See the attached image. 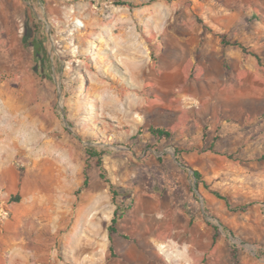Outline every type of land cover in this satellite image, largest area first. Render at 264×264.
Listing matches in <instances>:
<instances>
[{"label": "rangeland", "instance_id": "1", "mask_svg": "<svg viewBox=\"0 0 264 264\" xmlns=\"http://www.w3.org/2000/svg\"><path fill=\"white\" fill-rule=\"evenodd\" d=\"M215 46L264 77V0H0V238L31 264H264L262 125L184 134L174 107Z\"/></svg>", "mask_w": 264, "mask_h": 264}, {"label": "crops", "instance_id": "2", "mask_svg": "<svg viewBox=\"0 0 264 264\" xmlns=\"http://www.w3.org/2000/svg\"><path fill=\"white\" fill-rule=\"evenodd\" d=\"M213 49V62L205 55L199 69H196L197 80L192 81L189 88H180L174 92L181 91L184 103H187L184 107L180 106L175 96V104L178 107H174L180 112L187 113L190 117L183 122L180 131L187 134V131L205 129L212 135L218 133L231 135L238 129H242L245 124L249 126V129H255L256 125L261 124L263 135L264 77L255 70L254 66H239L236 75H233L230 70L231 74L225 73V76H222V66L216 62L220 50L218 46ZM193 69L194 65L191 66L190 72ZM240 71L245 72L246 76L238 81L236 79ZM191 79L193 80V78ZM256 80H260L263 84L262 90L259 92L256 91ZM188 102L191 105L189 108H187ZM184 119L186 118L184 117L182 120ZM248 141L252 140L246 139V142ZM225 144L227 146L234 145L232 141L225 142ZM247 145L249 146V144ZM216 146L217 142L212 141L208 149L216 151ZM218 148L221 149V146ZM204 196L213 201L205 193ZM0 239V264L32 263L30 248L25 247L24 241L20 242L16 239L7 241L5 234L1 235Z\"/></svg>", "mask_w": 264, "mask_h": 264}, {"label": "trees", "instance_id": "3", "mask_svg": "<svg viewBox=\"0 0 264 264\" xmlns=\"http://www.w3.org/2000/svg\"><path fill=\"white\" fill-rule=\"evenodd\" d=\"M37 54L39 55V47L42 49V52L44 54H47V50L45 48V45H44V37L41 36L39 41H38V45H37ZM152 134L156 137H170L171 134L169 132H167L166 130L164 129H152L151 130ZM87 152L90 154V156H92L93 158H97V166L100 168V170L102 171V177L103 179H105V175H104V167H103V162H102V159L101 157L104 155V153H98L97 151L89 148L87 149ZM177 158H180V156H177ZM180 162L181 163H184L183 160L180 159ZM194 179L196 180V182L199 184V183H202V184H205L203 182V178H202V175L198 172V171H194ZM107 183L110 185V191H111V195H112V201L115 203V205L117 206L116 208V211L114 213V217L112 218L111 220V224L109 225V234L110 236H112V234L114 233H117V225L119 224V222L123 219V217L125 216L126 212H128V210L130 209V206L128 207H125L124 209H122V203L119 202V199L120 197L122 196V193H121V189L118 188L116 185H114L112 182L106 180ZM87 180L84 181V187L87 186ZM214 195H216L218 198L220 199H223L226 201V203L228 204L229 208H231L233 210V205L231 203V201L220 195L219 193L215 192ZM125 197L126 198H131L130 196L126 195L125 194ZM16 200H19V197H16ZM251 205H245V206H238L236 207L234 210L235 211H240V212H245ZM112 251V249H111Z\"/></svg>", "mask_w": 264, "mask_h": 264}]
</instances>
